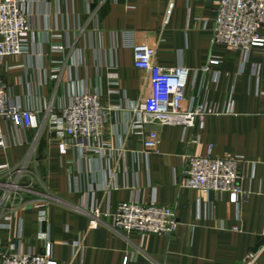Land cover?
I'll list each match as a JSON object with an SVG mask.
<instances>
[{"label":"crops","instance_id":"crops-1","mask_svg":"<svg viewBox=\"0 0 264 264\" xmlns=\"http://www.w3.org/2000/svg\"><path fill=\"white\" fill-rule=\"evenodd\" d=\"M23 1L32 44L0 71L9 94L40 111L41 128L4 123L0 166L30 154L39 193H23L29 202L9 221L0 206V264L9 249L48 253L57 264H244L262 250L255 264H264V47L245 53L214 42L219 0ZM126 32L157 47L158 65L186 69L187 98L217 110L203 127L156 125V153H145L143 137L130 131L145 73ZM81 90L97 91L111 109L106 135L97 151L72 146L62 155L44 129L46 113ZM211 145L215 155L243 157V203L184 186L188 155ZM44 193L58 201L37 207ZM132 199L174 207L176 233H118L111 218L92 213L96 206L113 213Z\"/></svg>","mask_w":264,"mask_h":264},{"label":"built area","instance_id":"built-area-1","mask_svg":"<svg viewBox=\"0 0 264 264\" xmlns=\"http://www.w3.org/2000/svg\"><path fill=\"white\" fill-rule=\"evenodd\" d=\"M31 30L29 12L23 0H0V65L6 57L21 56L29 51L32 44L29 39ZM212 30L216 44L227 45L245 53L253 48H263L264 0H219ZM135 36L134 32H126V44L134 50L135 67L145 73V84L144 97L130 123V131L143 137L145 153L150 154L158 152L161 137L157 130H148L149 126L193 127L198 124L203 127L206 117L216 114L217 110L189 100L186 96L188 71L182 67L158 65L157 47ZM110 111L109 107L101 104L97 91L81 90L64 107L48 110L44 129L57 143L62 155H66L72 146L85 151H97L106 135ZM39 113L23 107L9 94L0 71V148L7 146L4 123L16 128L39 129ZM187 158L185 187L228 194L230 202L238 205L247 199L241 170L244 162L242 156L215 155L211 145L207 154H189ZM31 159L28 154L16 165L0 166V187L5 190L0 206L5 210L8 221L12 211L28 204L23 193H39L33 188L36 177L30 167ZM23 177L32 180L24 184ZM44 195L39 201H33L37 207H46L58 201L48 193ZM92 213L97 220H101L100 216L111 218L110 227L118 233L137 232L142 236H171L180 224L174 207L159 204L155 200L132 199L122 202L113 213L103 212L96 206ZM1 226L8 227L9 223H2ZM46 245L49 246V243ZM76 245H80L79 242ZM261 252L249 253L244 264H255ZM2 255V264H57L48 253L9 249Z\"/></svg>","mask_w":264,"mask_h":264},{"label":"rangeland","instance_id":"rangeland-1","mask_svg":"<svg viewBox=\"0 0 264 264\" xmlns=\"http://www.w3.org/2000/svg\"><path fill=\"white\" fill-rule=\"evenodd\" d=\"M31 180H32V179H31L30 177H28V178H27V177H23V178H22V182H27V181H28V182H29V181L31 182ZM33 184L39 186V182H37L36 178L33 180Z\"/></svg>","mask_w":264,"mask_h":264},{"label":"water","instance_id":"water-1","mask_svg":"<svg viewBox=\"0 0 264 264\" xmlns=\"http://www.w3.org/2000/svg\"><path fill=\"white\" fill-rule=\"evenodd\" d=\"M156 128H157V127H155V126H154V127H152V129H156Z\"/></svg>","mask_w":264,"mask_h":264}]
</instances>
